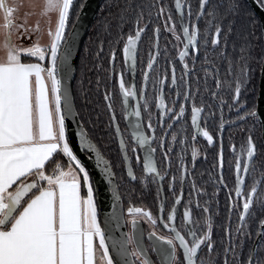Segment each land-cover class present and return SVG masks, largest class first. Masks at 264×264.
Returning a JSON list of instances; mask_svg holds the SVG:
<instances>
[{
	"label": "snow or ice",
	"instance_id": "6c2138e0",
	"mask_svg": "<svg viewBox=\"0 0 264 264\" xmlns=\"http://www.w3.org/2000/svg\"><path fill=\"white\" fill-rule=\"evenodd\" d=\"M73 3L74 0H44L41 16L48 17L55 13L57 19L55 28L49 27V43L42 45L41 37L38 35L39 20L31 25L27 16L18 21L20 0H0V264H153L148 250L142 244V236L136 237L135 230L139 223L138 218L146 219L154 229L158 223L157 219L153 218L150 211L129 206L127 213L131 217L133 235H125L123 239L113 238L108 225L113 220H119L116 216L106 220L105 227H101L89 173L73 153L66 134V117L73 114V101L65 86L71 71L69 67L71 46L67 38V28ZM208 3L209 0H199L196 21L205 14L204 10ZM257 3L264 7V0H257ZM174 8L178 13L177 19H173L172 10L164 6L159 7L157 17H166L165 30L170 32L177 42L183 44V49L178 53L179 60L183 62L190 51L199 53L201 32L198 23L192 21V8L188 0H174ZM143 15V12L138 15L135 32L127 36L122 48L124 62L129 66V72L133 76L136 72L138 42L147 28V25L140 26ZM48 23L51 25L50 20ZM209 26L210 29L214 26L210 42L216 47L221 42L223 27L220 23L213 25L212 21L209 22ZM177 27L180 29L179 33ZM159 33L160 27L157 26L154 28L157 40L154 47L157 52L155 55L149 54L147 71L143 73L145 83L149 81L150 71L159 55ZM33 35H36V39L30 46L21 43L24 38L31 39ZM208 39V33H205V45ZM115 56L116 53L113 51L111 56L113 61ZM183 68L184 76L189 75L191 70L188 63L185 62ZM213 71L218 73V69ZM228 71L231 74V64ZM241 75L245 78L243 81L239 78L235 80L233 99L237 104L241 89L247 83L246 65L241 69ZM171 82L173 85L177 84L174 65ZM153 83L159 89L157 107L162 108L165 115L173 112V109L164 106L162 89L165 80L159 79ZM220 85L221 81L217 80V87L219 88ZM119 89L124 98V105H128L129 97L137 96L134 88L126 86L123 73L120 75ZM191 95L190 91H186L184 99H190ZM140 96L145 99V107H147L143 90ZM109 98V95L105 96L106 100ZM108 107L111 109V104ZM203 111V106H196L193 103L191 124L196 135H202L209 144H212L213 136L201 129ZM125 112L127 116L136 118L130 125L131 139L136 146L132 148V152L141 150L142 156L137 154L135 159L137 164H140L142 158L144 182L146 183L149 177L153 180L157 178L163 180L164 177L160 176L155 159L156 148L152 147L154 137L146 134L142 127L140 106L138 105L132 112H127L125 109ZM256 114L253 111L246 115ZM184 115L185 106L182 104L179 112L174 113L170 118L179 120ZM115 120L113 114L112 121ZM223 126L222 122L220 127ZM147 128H153L150 122ZM115 131L119 136L120 149L127 163L130 159L128 145L118 124L115 125ZM196 135H193V140L196 139ZM173 140H176V136H173ZM80 143L82 150L96 153L98 166H103L105 178L110 180L113 175L110 162L103 158L83 130L80 132ZM160 147H164L163 141ZM60 154L67 157L70 162L67 170L55 159ZM197 154L198 150L194 147L193 160ZM245 154L246 160L243 159ZM255 154V144L249 136L246 147L242 146L234 165L235 197L242 200V212L239 217L241 226L251 214L259 184L264 182L262 175L246 195L243 192L245 180L253 170L252 161ZM164 159H169L168 152L164 153ZM49 162L54 165L50 173L46 171ZM220 168L222 172V151ZM182 173L179 177L181 182L187 176V168L183 164ZM128 176L132 180L137 179L131 167ZM176 180L177 177H173L169 185L173 190ZM220 183L223 184L222 175ZM84 185L87 186L86 195H82ZM116 199L119 200L120 197L116 195ZM182 199V195L177 197L175 203L178 205ZM230 199H232L231 193ZM163 208L164 204L161 203V213ZM203 211L207 213L209 209L204 208ZM176 219V209L173 208L167 216V222L163 223V227L172 233L170 237L157 235L155 231L148 236L159 264H212L210 258L204 259L199 256L204 247L209 253L215 247L211 239V221L208 220L205 225L198 227L197 222L192 218L191 206L186 207L180 228L177 227ZM203 227H206L207 231H202ZM258 235H264V219L259 221ZM177 248L180 249L179 256ZM231 251L233 249L230 246L224 249V264H228V253ZM247 264H262L257 259L255 250L249 254Z\"/></svg>",
	"mask_w": 264,
	"mask_h": 264
},
{
	"label": "flooded vegetation",
	"instance_id": "af4514ba",
	"mask_svg": "<svg viewBox=\"0 0 264 264\" xmlns=\"http://www.w3.org/2000/svg\"><path fill=\"white\" fill-rule=\"evenodd\" d=\"M188 3L192 8V21L198 23L201 32L198 45L200 48L199 53L196 54L190 51L188 57L185 58V61H180L178 53L183 49V44L177 42L174 39V36L165 30L164 19L166 17H157L156 12V17L150 23H140L141 27L147 25V28L142 34L138 47L134 82L137 96L128 98V107H130L131 111L135 110L136 105L140 106L142 127L146 134L154 137L152 147L156 148L155 159L157 161L160 176L164 177L163 180H159L158 178L153 180L149 177L147 182H144L143 178L145 173L142 167V158L140 164H137L135 159L137 154H141L142 156V153L140 149H137L136 153L132 152V148L136 146L131 139V131L125 118L126 108L123 103L124 98L119 89L121 73H123L126 86L129 88L132 87L133 76L124 62L123 55L122 62H119L116 66L114 75L117 81V92L112 101L113 104L111 105V109H108L107 122L108 127L114 134L119 149V136L116 134L115 125L118 124L121 129V133L128 145V156L130 157L131 168L137 179L132 180L129 178L126 162L123 153L121 152L125 170L128 178L132 180V184L136 185L141 191V196L137 201L126 198V203L123 202L124 210L127 213V208L129 206L140 207L146 211H150L153 218L157 219L158 223L154 229L146 219L138 218L141 221L144 230L146 249L148 250V254L154 264H159V260L156 254L152 251V241L148 239L149 234L152 231H155L157 235L164 236L165 238L170 237L172 233L163 227V223L167 222L168 214L173 208L176 209V224L177 227L180 228L183 221V213L186 207L189 206H191L192 218L197 222L198 227L205 225L208 220H210L212 224L211 239L215 247L211 253H209L207 248L204 247L200 251L199 256L204 259L210 258L212 264H224L225 253L223 254L221 249L216 245L217 234L224 231L226 240L225 248L230 246L233 249V251L228 253V264H247L249 254L253 252V250H255V253L257 252L263 239L262 235L259 242L256 243L258 234L257 236H252V233L255 231V226H257L256 223L260 211L264 208V203H262L264 202V185L262 186V182L259 184L257 199L254 201L251 214L247 216L244 225L241 226L239 217L242 212V200L235 197L236 178L234 165L237 156L240 155L242 146L246 147L249 136H251L255 144L256 153L258 144L254 141L253 133L250 131L246 134L243 143L239 145H231L230 151L232 152L233 157L231 158L229 155L227 158L231 161L233 166L232 174L227 173L223 176V169L221 172L220 168V154L222 151L224 165L227 158H225L224 155L223 139L225 135L224 133L229 128L237 126L240 122L245 121L248 118L257 119L261 127L257 115H246L247 113L255 112L256 110L258 87H255L254 83L255 74L253 73H255V65L251 59L252 55L246 50L242 51L237 43L233 44L232 47H228L224 43L222 34L220 44L216 47L211 45V32H214V26L210 29L209 22L212 21L213 25L215 23H220L223 27L224 21L214 17V5L210 0L204 10L205 14L198 21H196L195 16L199 11V0H188ZM161 6L171 9L173 19H177L178 13L174 8V0H159L158 9ZM157 26L160 27L158 40L159 55L157 56L153 69L150 71V79L145 83L143 80V73L144 71H147V63L150 59L149 54L151 53L155 55L157 52V49L154 47L157 43L154 28ZM224 30L223 27V31ZM179 31L180 29L177 27V32L179 33ZM205 33H208L209 36L206 45L204 43ZM241 57H243V59ZM185 62L188 63L189 69L191 70L190 74L187 76H184L185 70L183 64ZM230 64L231 74H229L228 71ZM173 65L175 66L177 76L176 85H173L171 82ZM245 65L248 69L247 83L241 89L239 103L237 104L233 99L235 94V80L237 78L241 81L245 79L241 75V69ZM213 69H218V73L213 71ZM206 70L208 71L207 75ZM181 77H183V80H181ZM159 79L165 80L162 89L164 106L173 109V112L168 113L167 115L164 114L162 108L157 107L159 89L154 86L153 82ZM217 80L221 81L219 88L217 87ZM229 84L231 87H229ZM141 90H143L144 97L147 100V107H145V99L140 96ZM186 91H190L192 94L188 100L184 99V93ZM253 92H255V100L254 102H249L248 95H252ZM214 93L215 95H213ZM193 103H195L196 106H203L204 108V111L201 114V129L208 131L209 134L213 136L214 142L212 144H209L207 139L202 135H196L195 129L191 124V107ZM182 104L185 106V115L179 120L170 118L174 116V113L179 112L180 105ZM252 104H254V108L250 109ZM241 105H244V107H241ZM113 114H115L116 117L115 122L112 121ZM241 117H243V119H241ZM149 122L153 126L152 129L147 128ZM222 122L224 125L223 128L220 127ZM238 132L239 130H236L234 134L237 136ZM193 135H196L195 140H193ZM173 136H176L175 141L173 140ZM161 141L164 143L163 148L160 147ZM261 142L264 150L262 127ZM233 146H235V151H233ZM194 147L198 150L195 160H193L192 157V150ZM168 149H171V151H168ZM165 152H168V160L164 159ZM243 159H247L246 154ZM255 160L256 154L252 161L253 170L246 178L243 186V192L245 195L255 185L256 181L260 180V177H258L255 172ZM182 164L187 168V176L183 182L179 180V177L183 174ZM221 175L223 177V184L220 183ZM173 177H177L174 190L169 187L170 183H172ZM232 184L233 188H230L229 185ZM226 192L227 194H225ZM230 193L232 194V199H230ZM181 195L183 199L177 205L175 200ZM227 196L229 197V204L226 206ZM161 203L164 204L163 213H161ZM233 204L236 206L233 207ZM197 205H199V207H197ZM204 208H208L209 211L207 213L204 212ZM161 215H163V221H161ZM225 217H227L228 220L225 227H223ZM126 223L129 236H131V218H129L128 221L126 220ZM201 230L207 231V228L203 227ZM182 234L184 233L182 232ZM177 254L178 256L180 255L179 248H177Z\"/></svg>",
	"mask_w": 264,
	"mask_h": 264
},
{
	"label": "trees",
	"instance_id": "16d2710c",
	"mask_svg": "<svg viewBox=\"0 0 264 264\" xmlns=\"http://www.w3.org/2000/svg\"><path fill=\"white\" fill-rule=\"evenodd\" d=\"M82 2L83 0H75L70 14L72 21L75 19ZM210 2L214 5V17L224 21L225 30L222 32L224 43L228 47L237 43L241 50L243 48L252 55L251 59L255 65L254 83L255 87H258L264 50L263 32L259 18L254 14L246 0H210ZM158 4V0H103L84 40L73 83L75 106L79 117L90 136L109 159L124 203H126V198L137 201L141 196V191L128 178L118 143L112 130L108 127V105L113 104L112 101L117 92V81L114 73L117 64L122 62L123 43L129 34H134L135 21L138 15L143 12L141 23H150L156 17ZM113 51L116 53L115 61L111 59ZM106 95L110 96L108 100L105 99ZM254 95L255 92L248 95L249 102H254ZM252 108H254V104L250 107V109ZM236 130H239L237 136L234 134ZM250 131L253 133L254 141L258 144L255 172L261 178L264 175V150L261 142V127L257 119L248 118L224 133V155L225 158L229 155L232 158L231 145L243 143L246 134ZM55 159L62 163L65 169L70 165L68 158L64 157L63 154L56 156ZM53 166L52 162H49L46 165V171L50 173ZM227 173H233V166L228 158L223 165V176ZM89 178L93 187L90 174ZM263 185L264 182H262ZM229 187L233 188V184ZM86 189V185L82 186L84 194ZM226 199L227 206L229 197L227 196ZM262 219H264V208L260 211L257 226H255L252 236H257L258 224ZM227 220L228 218L225 217L223 227H225ZM225 243V233L221 231L216 236V245L223 254ZM256 257L264 264V235L257 249Z\"/></svg>",
	"mask_w": 264,
	"mask_h": 264
},
{
	"label": "water",
	"instance_id": "95a60500",
	"mask_svg": "<svg viewBox=\"0 0 264 264\" xmlns=\"http://www.w3.org/2000/svg\"><path fill=\"white\" fill-rule=\"evenodd\" d=\"M246 1L251 6L254 13L258 16L260 20L263 30V44H264V8L257 3V0H246ZM102 2L103 0H83L75 19L73 20L71 26L67 31V38L71 46V55L69 58V67L71 71L69 72L68 77L65 81V86L67 87L73 101V114L71 116L66 117V134L69 137L70 147L72 148L73 153L77 156V158L81 161L83 167L90 174L94 187L95 200H96L101 227H105V221L110 219L111 217L113 216L119 217L118 221L113 220L110 223V225H108V227L111 229V235L113 236V238L123 239L124 236L129 235V233L125 219V210L121 196V191L117 182L115 172L110 163L111 172L113 173V175L110 180L106 179L103 166H98L97 164L96 153L91 152L89 150H82V146L80 143V132L83 130L85 133H87L91 141L96 145L97 149L102 154L103 158L109 161V159L104 155L102 150L98 147L94 139L90 136V134L84 127L75 106V99L73 92V83L76 76L77 64L79 61L81 49ZM139 43L140 41L138 42V47H139ZM127 68L129 70L128 65ZM134 82H135V73L133 76V84L131 87L135 89ZM125 108L127 109V112H132L130 107H128V105H125ZM255 112L257 113L256 115L258 116L259 121L261 123L262 139L264 144V55L260 70ZM125 118L127 125L129 126V129L131 131L130 125L134 120H136V118L134 116L132 117L127 116L126 114H125ZM129 167H131L130 159L126 163L127 170H129ZM116 195L120 197L119 200L116 199ZM135 231H136V237L142 236V244L146 248L144 242V230L140 220ZM131 235H133L132 224H131ZM261 236L262 235H258L256 243L259 242Z\"/></svg>",
	"mask_w": 264,
	"mask_h": 264
},
{
	"label": "rangeland",
	"instance_id": "374dc122",
	"mask_svg": "<svg viewBox=\"0 0 264 264\" xmlns=\"http://www.w3.org/2000/svg\"><path fill=\"white\" fill-rule=\"evenodd\" d=\"M74 3H75V0H74ZM74 3H73L72 8L70 10V14H71L72 9L74 7ZM43 4H44V0H20L21 6L19 8V12L21 14L22 20L27 16L28 17V23L32 19H34V22L39 20V23L46 24V26H48V27L51 26V28L54 29L57 16L55 13L50 14V16H48V17L41 16ZM48 20L51 21V25H49ZM72 22L73 21L71 20V17L69 16L67 31H68L69 27L71 26ZM40 37H42L43 41L45 39H47L49 37L48 31H47V33H44V34H42V32H41ZM72 164H74V162H72ZM68 167L65 170H67ZM129 218H131V217L128 215V213H126V220L128 221Z\"/></svg>",
	"mask_w": 264,
	"mask_h": 264
},
{
	"label": "crops",
	"instance_id": "0c3cea01",
	"mask_svg": "<svg viewBox=\"0 0 264 264\" xmlns=\"http://www.w3.org/2000/svg\"><path fill=\"white\" fill-rule=\"evenodd\" d=\"M17 20H22V17H21V14L20 12L18 11L17 13ZM36 21L34 22V19L30 20L29 24H35ZM49 30V27L46 26V24H42L40 23V32L38 33V35L40 36V33L42 32V34L44 33H47V31ZM36 39V35H33L31 39H28V38H24L21 43L24 45V46H30L32 44V42ZM41 44L42 45H47L49 43V37L47 39H45L44 41L42 40V37H41V40H40ZM26 62H28L26 60ZM82 195H86V193L84 194L83 191H82ZM95 199V198H94ZM95 203H96V200H95ZM97 207V205H96ZM97 213H98V209H97Z\"/></svg>",
	"mask_w": 264,
	"mask_h": 264
}]
</instances>
